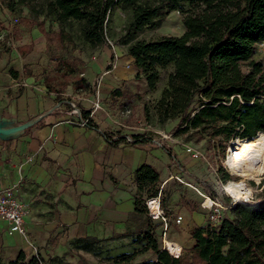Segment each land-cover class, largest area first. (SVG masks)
Instances as JSON below:
<instances>
[{
  "label": "trees",
  "instance_id": "16d2710c",
  "mask_svg": "<svg viewBox=\"0 0 264 264\" xmlns=\"http://www.w3.org/2000/svg\"><path fill=\"white\" fill-rule=\"evenodd\" d=\"M167 1L171 9H181L185 14V32L179 36L138 40L128 47L133 65L140 70L137 77L145 80L149 90L157 88L160 69L173 66L157 102L159 122L177 119V135L195 132L201 138L220 139L225 143L231 139L252 140L260 132L264 133V62L254 59L258 44L264 42V0ZM136 2L55 0L59 22L83 21V35L93 47L107 43V30L115 8ZM185 4L189 8L185 9ZM159 9L155 5L136 4L131 27L139 31L151 25ZM40 28L48 42L54 40L42 23ZM59 37L62 41H71L64 30ZM29 48L22 47L23 55ZM243 62H247L248 71L242 69ZM76 83L78 89L91 88L86 77H79ZM47 87L56 91L50 85ZM120 94L116 88L111 96ZM82 114L91 122L89 111L83 110ZM107 137L113 145L148 140L140 132L133 133L131 141L122 135L114 137L107 133ZM219 175L224 181L232 178L224 167L219 168ZM135 178L141 192L136 198L135 212L144 214L146 199H141L142 192L146 191L149 197L158 195L160 173L152 165L143 164ZM201 185L209 196L219 198L211 184L201 182ZM231 211L233 215H227L218 228L202 225L191 230L199 257L204 264H264V193L259 201L239 202ZM148 225L138 234V239L147 243L140 250L119 255L117 264H132L137 256L150 250L155 253L154 259L135 264H182L180 258L159 244L155 226ZM220 237L228 244L226 251L219 245ZM0 264H39V261L35 256L27 258L21 250L14 259H0Z\"/></svg>",
  "mask_w": 264,
  "mask_h": 264
},
{
  "label": "crops",
  "instance_id": "0c3cea01",
  "mask_svg": "<svg viewBox=\"0 0 264 264\" xmlns=\"http://www.w3.org/2000/svg\"><path fill=\"white\" fill-rule=\"evenodd\" d=\"M35 27L26 36L34 42L44 40L41 28ZM27 45L0 56V118L19 126L42 117L8 138L0 136V189L18 183V196L28 208L26 236L10 234L8 223L0 220V247L13 254L10 259L21 250L27 258L37 252L48 259L65 255L73 240L133 238L149 220L161 236L164 225L160 219H153L146 208L144 214L135 212L136 198L141 196L136 171L143 164L152 165L160 173L159 190L163 186L173 200L183 192L178 186L170 187L169 177L179 174L195 184L191 166L196 160L185 150L171 151L164 139L146 132H140L148 137L146 142L113 145L107 133L117 137L135 132L120 131L103 115L101 120L94 119L87 108L82 109L90 111L91 122L80 124L86 118L66 109V100L59 97L64 91H50L44 84H36L35 76L23 73L22 47ZM98 68L97 62L90 67ZM85 76L93 86L96 75ZM148 197L142 192L141 199ZM179 214L183 215L181 223H197L196 227L206 216L200 219V213L186 208ZM186 234L195 245L189 231L183 235L175 231L174 238L183 241Z\"/></svg>",
  "mask_w": 264,
  "mask_h": 264
},
{
  "label": "rangeland",
  "instance_id": "374dc122",
  "mask_svg": "<svg viewBox=\"0 0 264 264\" xmlns=\"http://www.w3.org/2000/svg\"><path fill=\"white\" fill-rule=\"evenodd\" d=\"M136 4H150L160 8L153 23L139 31L131 27L133 9ZM136 4L115 8L107 30V37L113 45L107 41L106 44L93 47L83 35V21L69 19L64 23L59 22V10L55 0H0V56L3 52H11L28 44L27 47L31 48L26 56L22 55L21 59L24 64L23 73L35 76L36 84H44L46 88L50 85L56 90L64 91L65 94L59 97L66 100L65 106L68 111L74 110L78 116H81L82 108H87L92 112L91 116H94V119L101 120L103 115L122 132L155 134L164 139L167 148L171 151H186V146L191 147L193 153L198 154V157H193L191 154V157L196 160L191 166L197 179L194 185L209 196L203 187L197 185L201 182L209 183L220 197L228 202L229 198L220 190L219 168L224 167L228 171L232 176L230 180L240 179L233 173L229 156L241 139H231L225 143L220 139L210 141L207 137L201 138L195 132L177 135V119L161 124L157 115V102L162 90L167 86L173 66L161 68L157 88L149 90L145 80L137 77L140 70L133 65V60L128 54L129 45L138 40H153L163 35H182L185 32L183 25L185 14L181 9H171L167 0H137ZM187 8L189 5L185 4V9ZM16 18L19 19L17 22ZM41 23L54 36L53 41L48 42L45 37L44 40L34 42L30 36H26L32 32L33 28H36V24L40 27ZM61 30L70 35L71 41L60 40ZM254 59L264 62V42L258 44ZM96 62L100 64L101 69L91 70L90 67L96 65ZM115 62L116 67L113 66ZM242 69L248 71L247 62L242 63ZM85 75H96L91 91L89 88H77V79L86 77ZM100 75H104L100 80L101 83H99ZM110 80H113V84L107 86ZM116 88L120 89L121 94L111 96ZM97 99L100 100L101 108L95 110ZM163 134L168 135L169 138H164ZM246 181L255 189L252 199L260 200L264 193V173L260 175V180L251 177L246 178ZM170 182V187L178 186L176 189L183 193L181 197L173 200H170L169 192H165L162 196L165 198V203L162 204L163 209L170 219L167 231L168 241L176 242L183 247L179 257L182 264H204L195 248L194 241L189 240L187 234L184 235L183 241H180L174 238V232L183 235L189 231L191 235V230L197 225L196 223L189 226L176 222V217L181 215L179 212L182 209L197 211L200 213V219L206 215L202 225H208L210 211L203 207L204 198L196 189L176 179ZM166 187L168 188L169 185ZM189 191H192V198ZM169 206L171 210L168 211ZM227 215L232 216V211L227 212ZM148 223L157 227L153 221L149 220ZM156 237L162 246L163 240L157 232ZM218 242L222 250L228 249V244L223 237H220ZM146 243V240L138 239V235L126 239L89 240L85 238L71 241L65 248V255L48 259L40 257L44 264H117L116 259L119 255L140 250ZM12 256L13 254L8 250L0 247V259L8 261ZM154 258L155 253L150 250L137 256L132 264L143 263Z\"/></svg>",
  "mask_w": 264,
  "mask_h": 264
},
{
  "label": "built area",
  "instance_id": "2783aa9c",
  "mask_svg": "<svg viewBox=\"0 0 264 264\" xmlns=\"http://www.w3.org/2000/svg\"><path fill=\"white\" fill-rule=\"evenodd\" d=\"M19 19L16 18V22ZM107 41L113 45V43L110 41V39L107 37ZM117 63L115 62L113 64L114 67H116ZM104 75L99 76V83H101L100 80H102ZM101 108L100 105V100L97 99L95 102V107L94 109L97 110ZM80 124H86L88 122V119H82L80 121ZM164 138H169L168 135L163 134L162 135ZM171 137V136H170ZM128 141H131L132 138L131 136L127 135ZM186 151L190 152V154L193 155V157H198V154L193 153V149L189 146H186ZM219 177V176H218ZM170 179H176L177 181L181 182L182 184L188 185L194 189H196L204 198L203 200V207L208 208L209 212V221L208 225L212 228H218L224 218L227 216V212L231 211V209L239 202H257L259 200H253V196L251 197H243V198H233L229 197L227 192H226V183L229 182V180H222L221 177H219V185H220V190L221 193L229 198L228 202L225 201L222 197L217 199H214L210 196H207L202 192L198 187L194 185V183L187 181L183 176L179 174H172L168 180ZM167 180V181H168ZM166 181V182H167ZM165 182V183H166ZM18 186L19 184H13L7 187H4L0 189V220L6 221L8 223V230L10 234L13 233H20L24 236H26V229H25V217L28 214V208L27 206L20 200L18 196ZM162 191H163V186H161L159 193L157 196L153 197H148L144 204L149 212V215L153 219H160L164 225L163 227V232L161 233V238L163 240V245L162 248L168 250V252L175 256V257H180L183 251V247H181L180 255H175L171 249L170 246L168 245L167 240V231L169 228V217L166 215L163 206H162ZM255 193V192H254ZM207 200H210V203L207 204ZM158 204V213H154V210L152 209L153 204ZM183 220L182 215H178L176 217V222L181 223ZM176 243V242H173ZM35 257L38 259L39 264H44L43 259L40 257V255L36 252Z\"/></svg>",
  "mask_w": 264,
  "mask_h": 264
},
{
  "label": "bare ground",
  "instance_id": "6f19581e",
  "mask_svg": "<svg viewBox=\"0 0 264 264\" xmlns=\"http://www.w3.org/2000/svg\"><path fill=\"white\" fill-rule=\"evenodd\" d=\"M229 163L232 166L233 173L240 177L238 180H229L226 183V192L230 197L243 198L251 197L255 190L250 186L246 178H255L260 180V175L264 173V133L260 132L252 140H239L237 147L233 148L229 156ZM210 200H207V204ZM158 204H153L154 213H158ZM171 251L175 255H180V244L168 241Z\"/></svg>",
  "mask_w": 264,
  "mask_h": 264
},
{
  "label": "water",
  "instance_id": "95a60500",
  "mask_svg": "<svg viewBox=\"0 0 264 264\" xmlns=\"http://www.w3.org/2000/svg\"><path fill=\"white\" fill-rule=\"evenodd\" d=\"M42 119V117H38L34 121H31L28 124H22L19 126H13L11 125V122L7 120L6 118H0V136L3 138H8L9 136H12L14 133H16L18 130L25 128V126H29L33 124L34 122H39ZM33 122V123H32Z\"/></svg>",
  "mask_w": 264,
  "mask_h": 264
}]
</instances>
